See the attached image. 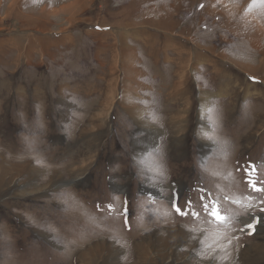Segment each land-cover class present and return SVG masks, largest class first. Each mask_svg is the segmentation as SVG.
<instances>
[{"label": "rangeland", "instance_id": "rangeland-1", "mask_svg": "<svg viewBox=\"0 0 264 264\" xmlns=\"http://www.w3.org/2000/svg\"><path fill=\"white\" fill-rule=\"evenodd\" d=\"M263 217L264 0H0V264H264Z\"/></svg>", "mask_w": 264, "mask_h": 264}, {"label": "snow or ice", "instance_id": "snow-or-ice-1", "mask_svg": "<svg viewBox=\"0 0 264 264\" xmlns=\"http://www.w3.org/2000/svg\"><path fill=\"white\" fill-rule=\"evenodd\" d=\"M252 186L255 187V184L253 183ZM236 203H239V201H236ZM203 209L207 215L214 218L215 221H217L218 223H224V222L230 220L229 217H226V216L221 214L218 203L210 202L209 204H204ZM176 211L181 212V209L177 208ZM189 211L192 215H199V213H197L195 210L190 209ZM245 227L247 229L251 230V229H253L254 226H253V224L249 223V224H246Z\"/></svg>", "mask_w": 264, "mask_h": 264}, {"label": "crops", "instance_id": "crops-1", "mask_svg": "<svg viewBox=\"0 0 264 264\" xmlns=\"http://www.w3.org/2000/svg\"><path fill=\"white\" fill-rule=\"evenodd\" d=\"M247 1V0H246ZM68 4H70V6L72 5L71 3H66L65 4V6L66 5H68ZM64 5H62V6H59L58 8H60V7H63ZM70 9V7L68 8V9H64L65 11H67V10H69ZM47 10V9H46ZM53 10H55V9H53ZM64 10H62V11H64ZM48 11H50V9L48 10ZM219 11H221V12H231V11H234V9H229L227 6H225V4H223L222 3V6H220V8H219ZM57 12H59V10L57 11ZM45 15H44V17H47V14H48V12H46V13H44ZM51 16H49L48 18H50ZM31 23V22H30ZM38 23H40L39 21H38ZM157 24H160L161 26H160V29H162V30H165V29H167L168 28V26H167V20L166 19H164L162 22H159V23H157ZM153 27H156V26H153ZM34 28H38V24L37 25H35L34 26ZM156 28H158V27H156ZM164 28V29H163ZM125 32H127V34H126V37H129V38H131V39H137L138 38V36H136L134 33H130L129 31H127V30H125ZM137 37V38H136ZM66 39H68V36H66L65 37V40ZM38 41H39V43H41L42 42V40H39L38 39ZM136 41V40H135ZM167 48H168V46H167Z\"/></svg>", "mask_w": 264, "mask_h": 264}, {"label": "trees", "instance_id": "trees-1", "mask_svg": "<svg viewBox=\"0 0 264 264\" xmlns=\"http://www.w3.org/2000/svg\"><path fill=\"white\" fill-rule=\"evenodd\" d=\"M201 27L204 28L203 30H208V33H210V34H212L214 32H219L221 30V28L219 26H209V27H207L206 25H201ZM223 45L224 44H221L220 47H222Z\"/></svg>", "mask_w": 264, "mask_h": 264}, {"label": "bare ground", "instance_id": "bare-ground-1", "mask_svg": "<svg viewBox=\"0 0 264 264\" xmlns=\"http://www.w3.org/2000/svg\"><path fill=\"white\" fill-rule=\"evenodd\" d=\"M101 26H103V25H101ZM117 31H118V30H117ZM117 36H118V34H117ZM180 37H181V36H180ZM118 57H119V58L121 57V58H120V60H123V57H122V55H119ZM117 60H118V59H117ZM194 62H195V61H194ZM197 62H198V61H197ZM194 68H195V67H194ZM253 73H254V72H253ZM253 77H254V76H253ZM128 92H129V91H128ZM128 92H127V93H128ZM204 95H205V94H204ZM89 143H90V142H89ZM87 148H88V147H87ZM76 179H78V178H76V177H75V178H73V180H76ZM56 187H57V186H56ZM56 187H55V188H56ZM262 220L264 221V217H263V219H262ZM259 225L263 226V225H264V223H263V224H259ZM258 227H259V226H258Z\"/></svg>", "mask_w": 264, "mask_h": 264}, {"label": "flooded vegetation", "instance_id": "flooded-vegetation-1", "mask_svg": "<svg viewBox=\"0 0 264 264\" xmlns=\"http://www.w3.org/2000/svg\"><path fill=\"white\" fill-rule=\"evenodd\" d=\"M79 179V178H78ZM78 179H76V180H78Z\"/></svg>", "mask_w": 264, "mask_h": 264}]
</instances>
